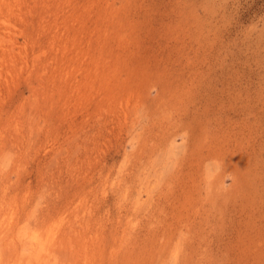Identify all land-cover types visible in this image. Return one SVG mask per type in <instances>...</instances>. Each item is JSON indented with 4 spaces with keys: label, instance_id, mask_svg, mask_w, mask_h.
I'll return each instance as SVG.
<instances>
[{
    "label": "rangeland",
    "instance_id": "374dc122",
    "mask_svg": "<svg viewBox=\"0 0 264 264\" xmlns=\"http://www.w3.org/2000/svg\"><path fill=\"white\" fill-rule=\"evenodd\" d=\"M0 264H264V0H0Z\"/></svg>",
    "mask_w": 264,
    "mask_h": 264
}]
</instances>
